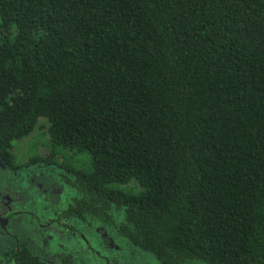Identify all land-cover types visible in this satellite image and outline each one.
Instances as JSON below:
<instances>
[{
  "label": "trees",
  "instance_id": "trees-1",
  "mask_svg": "<svg viewBox=\"0 0 264 264\" xmlns=\"http://www.w3.org/2000/svg\"><path fill=\"white\" fill-rule=\"evenodd\" d=\"M36 127L52 149L28 163L89 156L63 214L159 264H264V0H0L3 165Z\"/></svg>",
  "mask_w": 264,
  "mask_h": 264
},
{
  "label": "rangeland",
  "instance_id": "rangeland-1",
  "mask_svg": "<svg viewBox=\"0 0 264 264\" xmlns=\"http://www.w3.org/2000/svg\"><path fill=\"white\" fill-rule=\"evenodd\" d=\"M43 130L36 127L12 143L11 167L0 162V211L18 213H8L10 235L0 237V264H8L5 247L14 245V239L38 258L55 264L61 260L73 264H159L150 252L120 235L114 225L87 215H63L70 196L76 194L65 183L61 169L71 161L90 170L89 156L86 151L70 155L55 147L58 159L51 166L28 163L32 156L52 149ZM109 186L133 193L138 189L133 181ZM114 214L115 222L119 221L121 213L116 210ZM49 255L54 260L46 257Z\"/></svg>",
  "mask_w": 264,
  "mask_h": 264
},
{
  "label": "flooded vegetation",
  "instance_id": "flooded-vegetation-1",
  "mask_svg": "<svg viewBox=\"0 0 264 264\" xmlns=\"http://www.w3.org/2000/svg\"><path fill=\"white\" fill-rule=\"evenodd\" d=\"M46 154H48V152L46 153ZM45 154V155H46ZM42 156H44V155H42ZM9 211V210H8ZM6 209H3L2 211H0V237L1 236H3V235H7V236H9L10 235V233H9V231H8V227H9V221H8V218H9V216L10 215H8V213H10V214H12L11 212H8ZM12 215H14V216H17L18 215V213H14V214H12ZM63 215H65V216H67L66 214H63ZM15 240V244L14 245H10V246H7V247H5V249L7 250V249H18V248H20V247H25L27 250H29L30 251V249H28L24 244H21V243H19V242H17L16 241V239H14ZM6 250H5V252H4V255H5V258H6V260H7V262H8V258H7V255H6ZM31 252V251H30ZM32 253V252H31ZM33 254V253H32ZM34 255V254H33ZM36 256V255H35ZM47 258H50V259H53L54 260V258H53V255H49V256H46ZM55 260H61V259H55ZM62 262H68V263H71V262H69V261H64V260H61L59 263H62ZM51 263V262H50ZM58 263V264H59ZM55 264V263H54ZM71 264H73V263H71Z\"/></svg>",
  "mask_w": 264,
  "mask_h": 264
}]
</instances>
